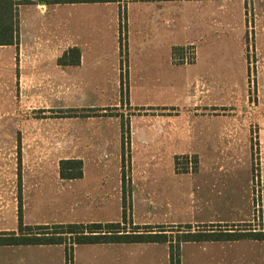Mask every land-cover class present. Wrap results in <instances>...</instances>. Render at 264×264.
Segmentation results:
<instances>
[{"label":"rangeland","instance_id":"rangeland-1","mask_svg":"<svg viewBox=\"0 0 264 264\" xmlns=\"http://www.w3.org/2000/svg\"><path fill=\"white\" fill-rule=\"evenodd\" d=\"M33 2L20 8L24 46L0 50V212L19 216L27 195V223L48 222L39 226L50 232L114 220L176 245L189 232H264V0H120L46 15ZM46 28L52 42L34 35ZM71 46L83 63L69 79L56 64ZM192 46L200 74L182 97L166 77L130 87L129 67L153 71L143 84H156L167 48L173 56ZM155 49L161 63L152 67ZM67 159L83 160L82 179L60 177ZM169 246L80 245L69 257L65 246H30L10 264H167ZM179 248L169 264H264V241Z\"/></svg>","mask_w":264,"mask_h":264},{"label":"trees","instance_id":"trees-1","mask_svg":"<svg viewBox=\"0 0 264 264\" xmlns=\"http://www.w3.org/2000/svg\"><path fill=\"white\" fill-rule=\"evenodd\" d=\"M34 0H0V46L19 44V11L22 6L34 4ZM44 5L60 4H96L115 3L120 0H39ZM59 66H79L81 51L78 47L67 50L57 61ZM60 177L63 180H79L83 178V161L67 159L60 161ZM126 220V211L123 212ZM124 232L121 223H91L69 224L55 227L50 232L48 226H25L23 223L22 205L19 207L18 233H0V246H29V245H64L67 256H71L74 247L95 244H133V243H169L171 260L180 258V243L237 241L252 239L264 241V232L230 233L228 231H198L178 236V244L169 240L167 234H154L152 230Z\"/></svg>","mask_w":264,"mask_h":264},{"label":"crops","instance_id":"crops-1","mask_svg":"<svg viewBox=\"0 0 264 264\" xmlns=\"http://www.w3.org/2000/svg\"><path fill=\"white\" fill-rule=\"evenodd\" d=\"M121 4V2H113V3H96V4H93V5H105L107 7H111V8H114V6H116V8H118V6ZM164 5V2L161 3ZM86 5V3H82V4H60V5H44V4H41L39 5L40 8H43V10L41 11L42 12V15L43 14H47L49 9L50 8H54L55 7H59V8H62V7H67V6H72V7H78V6H84ZM131 4L128 5V7L130 6ZM113 6V7H112ZM115 9V8H114ZM21 10V9H20ZM168 15V14H167ZM168 17V16H167ZM169 18V17H168ZM168 18H166V21L168 23ZM163 20V18H162ZM19 21H20V11H19ZM20 25V24H19ZM168 25V24H167ZM20 28V26H19ZM52 29V28H51ZM50 28H46V29H41L40 31H36L34 33L35 36H39L37 37L36 39H45L47 41V39L49 41L52 42V40H54V36H53V32ZM26 38H24V36L21 35V39H20V36H19V44L18 45H14V46H0V50H7V52H10V50H14V51H17L19 52L20 49L24 46V40ZM21 40V41H20ZM49 43V44H48ZM48 43H45V44H42L40 45L41 49H51V43L48 42ZM193 44V43H192ZM191 45V44H190ZM73 47H78V46H71L69 48H73ZM67 47V50L69 49ZM160 50L159 49H155L153 50V52H151L152 56L155 57V62H152V67L153 66H159L160 63H161V60H160ZM64 52V51H63ZM66 52V51H65ZM64 52V53H65ZM62 53V54H64ZM21 56V55H20ZM62 56V55H61ZM166 68L168 69V72H167V75H162L159 76L157 75L156 79V84H148V85H144L143 84V81L149 77H153V79L155 78V75H154V72L152 71V73L150 74H144V73H138V74H135L134 73V69H132L131 67H129V70H128V82H129V85L130 87H135V88H145V87H159L160 86V82H162V78H165L164 79L165 81H167V84H165L164 86H169L171 88H176V87H180L181 85V97L182 95L184 94V89H185V85L187 83V81L189 82H192L193 79H194V75H198V71L196 70L197 69V66H198V62H199V54H198V51H196V61L193 63L192 66L194 67H190V68H187L185 65L181 64L179 66H175L173 65L172 63V60H173V56H171V49H169V47L167 48L166 50ZM130 57H131V54L129 52V63H130ZM119 60L118 59V63H119ZM82 54H81V64L79 66H59L58 64H56V67H60V68H64V73H65V76L69 79L73 78L74 77V74L75 72H77V70H79L82 66ZM164 63V62H163ZM177 68V69H175ZM181 69V80L177 79V73H178V70ZM76 70V71H75ZM6 71L8 72V70L6 69ZM117 79H116V83H120L121 82V71L119 69V64H117ZM21 73V71H19ZM24 73V71H23ZM4 74L2 71H1V75L0 77H3ZM170 74H171V78H170ZM187 74L189 75L187 77ZM200 74V73H199ZM147 75V76H145ZM176 75V76H175ZM206 77V76H205ZM108 78V81L110 80V77H107ZM34 79H37L36 77L33 78ZM52 79L51 76H49V80ZM0 80H3L2 78H0ZM26 80V78H25ZM47 80V79H45ZM125 81V79H124ZM19 82H24V76H22L21 74L19 75ZM142 82V84H141ZM165 105V104H163ZM82 160V159H81ZM83 161V160H82ZM83 167H84V163H83ZM84 175V173H83ZM25 196V207H24V211H23V223L25 225H40V224H43V225H48V222H43V223H33V224H29L27 223L26 219H25V209H26V206H27V195H24ZM8 214L4 213V212H0V233H3V232H15L17 231L18 229V226H19V216H18V212L16 211L14 213V216L12 217V219H10V217L8 218ZM92 221V220H91ZM90 223H103L101 221H96V222H91ZM104 221V220H103ZM75 221L71 222V224H74ZM104 223H118V222H114V220H110V221H105ZM133 244H141V243H133ZM144 244V243H143ZM148 244V243H147ZM154 244H159V243H154ZM95 245H102V246H113V245H127V244H95ZM30 246H38V245H29V246H0V264H10L11 263V258L13 257H17V250H20V248H23V247H30ZM46 246H61V247H64V245H46ZM45 245H41L39 247H46ZM80 246V245H79ZM78 246V247H79ZM77 248V247H76ZM164 257V256H163ZM121 257H119V260H115V263H121ZM170 262V257H169V253L167 255V264H169Z\"/></svg>","mask_w":264,"mask_h":264},{"label":"built area","instance_id":"built-area-1","mask_svg":"<svg viewBox=\"0 0 264 264\" xmlns=\"http://www.w3.org/2000/svg\"><path fill=\"white\" fill-rule=\"evenodd\" d=\"M193 48L194 47L192 46L190 53L183 52L182 50L180 51V53H175L173 55V61L175 63H179L183 65L193 64V62L196 61V49Z\"/></svg>","mask_w":264,"mask_h":264}]
</instances>
